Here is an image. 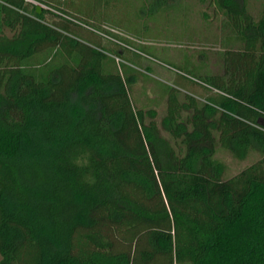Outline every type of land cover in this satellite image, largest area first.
Masks as SVG:
<instances>
[{
    "label": "trees",
    "instance_id": "1",
    "mask_svg": "<svg viewBox=\"0 0 264 264\" xmlns=\"http://www.w3.org/2000/svg\"><path fill=\"white\" fill-rule=\"evenodd\" d=\"M210 1L221 70L186 59L171 85L85 38L95 12L0 0V264H264V0L258 16ZM138 75L166 97L160 120L135 105ZM217 143L259 158L227 177Z\"/></svg>",
    "mask_w": 264,
    "mask_h": 264
},
{
    "label": "rangeland",
    "instance_id": "2",
    "mask_svg": "<svg viewBox=\"0 0 264 264\" xmlns=\"http://www.w3.org/2000/svg\"><path fill=\"white\" fill-rule=\"evenodd\" d=\"M28 1L36 5L42 4L44 8L60 15L64 14L47 4L60 6L83 18H89L86 10L88 13L99 14L100 19H93V22L99 25L100 29L82 24L83 28L78 31L85 38L96 39L111 49L122 50V46L133 49H127V66L132 72L135 70L145 76V66L151 64V72L148 74L155 82L176 85L175 81L172 82L175 77L171 72L175 70L172 65L186 69L182 65L186 59L201 66L203 72L216 73L221 70L219 51L225 46L222 28L224 17L210 0H157V9L152 11L153 15L148 13V9L142 8V3L145 2L146 6L148 1L156 0H104L95 6L92 5V0ZM247 6L250 13L258 16L262 9V0H247ZM77 7H81L83 12H76ZM104 30H111L131 45L119 37L110 36ZM115 60L117 63L122 61L121 57L117 56ZM188 89L198 94L207 93L204 88L190 83ZM184 93L185 90H182L179 94L181 100L184 99ZM131 95L136 106L156 107L158 120L165 114L166 97L161 95L154 82L138 75ZM153 98L156 100L151 101ZM216 157L226 164L225 175L228 177L253 163L259 158V154L253 153L241 160L217 143Z\"/></svg>",
    "mask_w": 264,
    "mask_h": 264
},
{
    "label": "water",
    "instance_id": "3",
    "mask_svg": "<svg viewBox=\"0 0 264 264\" xmlns=\"http://www.w3.org/2000/svg\"><path fill=\"white\" fill-rule=\"evenodd\" d=\"M42 5L40 4V5H37V10H38V12H40L41 10H42Z\"/></svg>",
    "mask_w": 264,
    "mask_h": 264
}]
</instances>
